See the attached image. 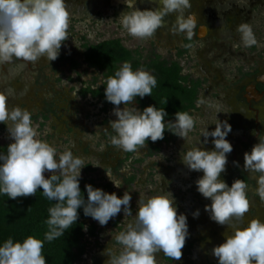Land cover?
<instances>
[{
    "label": "clouds",
    "instance_id": "clouds-1",
    "mask_svg": "<svg viewBox=\"0 0 264 264\" xmlns=\"http://www.w3.org/2000/svg\"><path fill=\"white\" fill-rule=\"evenodd\" d=\"M153 2L159 7L139 10L135 7L136 0H125L128 11L121 13L119 22L128 35L148 40L164 25L166 16L175 14L173 31L186 32L191 39L195 19L185 15L191 7L190 0ZM69 26L70 13L65 0H0V65L16 60L24 63H35L41 58L48 62L56 60L63 42L69 39ZM236 31L245 48L259 46L249 23L239 24ZM103 83L106 84L105 98L115 106L113 113L117 117L109 121L115 133L110 138L114 147L139 154L147 140L156 142L164 138L167 116L164 108L147 106L142 112L133 106L120 108L121 104L133 105L136 97L151 96L157 84L154 75L144 69L133 71L130 63L124 62L114 76ZM7 101L8 95L0 92V123L7 125L14 141L8 145L6 154H0V193L16 199L33 196L42 189L44 196L56 201L49 208L46 221L47 241L63 236L78 220L81 207L85 216L102 226L122 209L124 216L132 215L129 191L118 197L116 193L109 194L89 184L85 185V200L79 184L81 169L87 165L84 158L74 156L67 148L58 153L55 146L40 140L32 114L19 106L9 109ZM195 125L193 116L178 111L175 121L167 122V130L189 141L188 134ZM229 132L231 125L227 121L218 120L214 131L206 127L201 136L205 144L208 137L213 138L214 150H202L196 145L183 152L182 163L191 171L203 172L195 183L198 192L211 200L205 211L211 220L230 230V234L224 233L225 242L212 249L218 264H264V222L259 218L245 221L250 210L248 185L236 179L229 187L220 178L226 170V154L233 150L226 139ZM258 139L251 152L244 153V169L255 176L256 194L264 203V135H259ZM45 172L51 175L46 178ZM107 175L115 187H121V181ZM137 206L134 223H128L125 230L114 237L122 250L116 254L106 249L107 264H158L156 254L161 252L171 260H180L189 233L187 217L177 213L172 194L139 195ZM198 215V210L193 213L194 217ZM43 247V241L33 236L22 243H14L9 238L0 246V264H47Z\"/></svg>",
    "mask_w": 264,
    "mask_h": 264
},
{
    "label": "rangeland",
    "instance_id": "rangeland-1",
    "mask_svg": "<svg viewBox=\"0 0 264 264\" xmlns=\"http://www.w3.org/2000/svg\"><path fill=\"white\" fill-rule=\"evenodd\" d=\"M218 14L223 20L211 26L214 40H203L189 45L187 51L180 53L184 44L175 38L177 32L169 21L159 28L148 40H138L128 35L122 28L119 18L110 17L107 8L95 7L91 0H65L70 13L69 39L63 42L60 53L80 62L74 67L70 60L56 59L48 62L41 58L35 63L16 60L11 64L0 65V92L8 95V107L19 106L32 114V123L38 125L39 139L48 142L63 152L66 148L74 156L83 157L85 167L81 178H92L98 184H108L106 193H116L122 197L129 191L132 197V215L124 216L123 209L111 218L107 225L96 220V233L87 235V252L76 264H107L106 249L118 254L122 249L114 237L124 231L128 223H134L137 201L140 196H155L171 193L178 214L187 217L188 233L180 260H171L164 254H156L158 264H218L212 249L225 242L227 226L210 219L205 206L211 204L197 190L196 180L203 172L191 171L182 163L183 152L189 148L214 150L213 138L204 143L203 130H215V123L227 121L231 132L226 139L230 142L246 133L252 134L255 113L241 99V89L248 83L255 70L264 71V2L259 0H221ZM86 6V8H85ZM212 8V6H211ZM99 9V10H98ZM226 10V17L221 12ZM98 11L100 15L97 16ZM209 13H212L210 11ZM241 23H249L259 46L245 48L236 31ZM121 37L123 44L137 51L141 60L154 53L169 60H179L183 73L194 78L205 79L200 92L198 109L192 112L196 120L195 129L189 132V141L175 136L168 142H155L156 149L146 147L139 154L123 152L111 144L115 135L109 121L117 119L114 107L103 110V104L91 94L83 95L81 90L88 85L96 87L104 81L103 73L91 68L85 62V43H98L110 37ZM142 68H138L137 71ZM152 73L150 70H146ZM66 80V81H65ZM136 107L141 111L138 97L133 105L121 104L120 108ZM261 135H264V103L259 115ZM0 123V144L14 142L7 125ZM259 139L249 145L238 144L235 152L227 155L226 170L221 179L229 187L237 179L238 165L248 174L247 196L250 210L245 221L259 218L264 222V203L256 194L255 176L244 169V153L251 152ZM58 159V156H57ZM92 164V165H91ZM99 164L100 166H93ZM107 173L121 181L117 188ZM48 178L51 173L45 172ZM199 211L197 217L193 213Z\"/></svg>",
    "mask_w": 264,
    "mask_h": 264
},
{
    "label": "trees",
    "instance_id": "trees-1",
    "mask_svg": "<svg viewBox=\"0 0 264 264\" xmlns=\"http://www.w3.org/2000/svg\"><path fill=\"white\" fill-rule=\"evenodd\" d=\"M84 60L89 67L95 68L103 73L104 81L109 76H114L124 62L130 63L132 70L138 68L150 70L157 80L156 86L152 89L151 96L138 97L141 112L147 106H155L163 109L167 113L165 116L166 130L164 138L156 142H168L174 135L167 130V122L175 121V113L187 112L192 115L198 109L200 92L205 79L194 78L190 74L183 73V66L179 60H169L154 53L148 59L137 57V51L126 47L119 39H106L98 43H85ZM186 51L181 49L180 53ZM58 59L67 60L62 53ZM72 66L80 65L77 59L69 58ZM103 81V82H104ZM93 87L88 85L82 88L83 95L88 93L103 104V110L115 107L105 98L106 84ZM166 102V103H165ZM2 128L5 125L2 124ZM11 142L0 144V154L7 153V147ZM150 139L146 144L150 149L158 148ZM129 155L132 154L128 152ZM244 182L248 181L243 175ZM81 195L87 200L85 185H92L93 188L102 189L108 184H98L92 178H79ZM42 189H38L33 196L18 197L11 199L7 195L0 193V246L9 238L13 242H23L28 236L40 239L44 243L42 254L47 264H76L87 252L86 236H93L96 233L94 222L87 225V220H94L90 216H85L83 208L78 209V220L63 236L49 242L45 239L48 232L46 221L49 219V208L54 206L56 201L49 200L44 196Z\"/></svg>",
    "mask_w": 264,
    "mask_h": 264
},
{
    "label": "flooded vegetation",
    "instance_id": "flooded-vegetation-1",
    "mask_svg": "<svg viewBox=\"0 0 264 264\" xmlns=\"http://www.w3.org/2000/svg\"><path fill=\"white\" fill-rule=\"evenodd\" d=\"M261 4H263L264 0H259ZM92 4H94L95 7H103L107 8V11L110 12V17L114 19H118L121 15V13L128 11V8L125 4V0L120 3H115V0H91ZM222 2L221 0H190L191 7L186 10L185 15H192L195 18V27L193 29V35L191 39L188 38L186 32H180L175 34V38L181 40V42L184 44L183 48L181 49H186V51L189 48V45L198 42V41H203V40H214V36H211V26L212 24H220V22L223 20L222 16L218 14V8L219 5ZM212 6V8H211ZM135 7L138 8L139 10H145V9H155L159 7L158 4L154 3L153 0H136ZM86 8V6H85ZM220 9V8H219ZM99 10V9H98ZM130 11V9H129ZM212 11V13H209ZM223 13V16L226 17L225 13L226 10L222 9L221 11ZM100 15V12L98 11L97 16ZM164 21H169L171 25H175L176 21V16L175 14L168 15L164 18ZM205 27L206 31L203 33L201 31V27ZM108 39H119L120 42L123 44V39L121 37H110ZM106 40V39H104ZM103 41V40H102ZM100 42V41H99ZM68 60L69 58L73 57H67ZM75 59V58H73ZM264 71H258L255 70L253 73H248L249 75H252L253 78L246 83L242 89H241V99L243 102L247 105V107L255 113V119H254V124L252 127L253 133L252 134H244L241 136H238L234 138L231 141V145L233 148V151L235 152V147L238 146V144L242 145H249L250 143H253L254 141L258 140L259 135L262 133V129L260 127V121H259V115L260 111L263 108V103H264V95L262 98L259 100H256L254 98H251L250 100L247 98V88L250 84H255L257 90L259 93L264 92V83L257 81V77L259 75H262ZM236 153V152H235ZM238 175L237 179L243 180V175H246V177L249 180L248 174L242 169L241 164L238 165Z\"/></svg>",
    "mask_w": 264,
    "mask_h": 264
},
{
    "label": "water",
    "instance_id": "water-1",
    "mask_svg": "<svg viewBox=\"0 0 264 264\" xmlns=\"http://www.w3.org/2000/svg\"><path fill=\"white\" fill-rule=\"evenodd\" d=\"M124 0H115V3H120L123 2ZM195 19V18H194ZM201 31L204 33L206 31V28L203 26L201 27ZM257 81L264 83V73L262 75H259L257 77ZM247 98L250 100L251 98H254L256 100H259L260 98L263 97L264 92L263 93H259L255 84H250L247 88Z\"/></svg>",
    "mask_w": 264,
    "mask_h": 264
}]
</instances>
